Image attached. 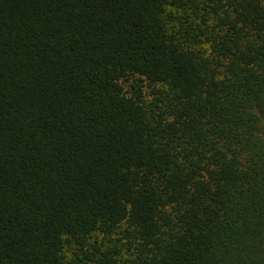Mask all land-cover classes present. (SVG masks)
I'll return each instance as SVG.
<instances>
[{
  "label": "trees",
  "instance_id": "trees-1",
  "mask_svg": "<svg viewBox=\"0 0 264 264\" xmlns=\"http://www.w3.org/2000/svg\"><path fill=\"white\" fill-rule=\"evenodd\" d=\"M0 264H264V0H0Z\"/></svg>",
  "mask_w": 264,
  "mask_h": 264
},
{
  "label": "rangeland",
  "instance_id": "rangeland-1",
  "mask_svg": "<svg viewBox=\"0 0 264 264\" xmlns=\"http://www.w3.org/2000/svg\"><path fill=\"white\" fill-rule=\"evenodd\" d=\"M144 89H145V91H146L147 93L150 92V87H149L148 85H146V84H145ZM98 237L100 238V235H99Z\"/></svg>",
  "mask_w": 264,
  "mask_h": 264
}]
</instances>
